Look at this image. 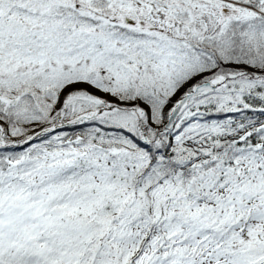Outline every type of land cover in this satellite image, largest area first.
<instances>
[{
    "label": "snow or ice",
    "instance_id": "6c2138e0",
    "mask_svg": "<svg viewBox=\"0 0 264 264\" xmlns=\"http://www.w3.org/2000/svg\"><path fill=\"white\" fill-rule=\"evenodd\" d=\"M0 264H264V0H0Z\"/></svg>",
    "mask_w": 264,
    "mask_h": 264
}]
</instances>
